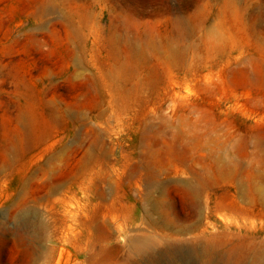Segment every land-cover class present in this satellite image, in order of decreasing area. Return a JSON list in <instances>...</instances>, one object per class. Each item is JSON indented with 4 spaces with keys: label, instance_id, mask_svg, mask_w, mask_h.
<instances>
[{
    "label": "rangeland",
    "instance_id": "1",
    "mask_svg": "<svg viewBox=\"0 0 264 264\" xmlns=\"http://www.w3.org/2000/svg\"><path fill=\"white\" fill-rule=\"evenodd\" d=\"M260 251L264 0H0V264Z\"/></svg>",
    "mask_w": 264,
    "mask_h": 264
},
{
    "label": "bare ground",
    "instance_id": "2",
    "mask_svg": "<svg viewBox=\"0 0 264 264\" xmlns=\"http://www.w3.org/2000/svg\"><path fill=\"white\" fill-rule=\"evenodd\" d=\"M185 186H186V189L190 193L191 196H193V197L198 196L197 188L195 187V185L193 183H186ZM162 202H163L162 199L161 200L160 199L152 200L154 212H157L160 215L162 221H165V220L166 221H172L169 219L168 212L165 211L164 208H162ZM33 215H35V214H33ZM30 217L25 215L21 218V223H22L21 227L24 229L31 228V227L32 228L38 227L40 229L42 227L41 224H38L34 218H30ZM38 221H40V220H38ZM156 246H157L156 242L151 238L142 237V238H139L137 240H134V242L132 243L131 250H130L132 258H136V257H147V258H149V256L154 255ZM210 249H211L210 247H207V249H205L207 256L212 254V251ZM255 259L258 262V264H264V251L258 252L255 256Z\"/></svg>",
    "mask_w": 264,
    "mask_h": 264
}]
</instances>
